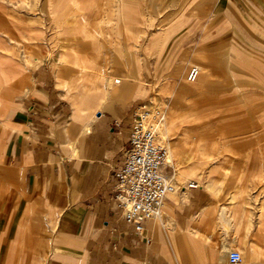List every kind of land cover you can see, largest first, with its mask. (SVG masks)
Listing matches in <instances>:
<instances>
[{
  "label": "rangeland",
  "instance_id": "rangeland-1",
  "mask_svg": "<svg viewBox=\"0 0 264 264\" xmlns=\"http://www.w3.org/2000/svg\"><path fill=\"white\" fill-rule=\"evenodd\" d=\"M86 1L89 7L74 10L68 14V22L62 23L53 0H0V20L16 34L10 37L4 27L0 28V89L23 81V88L13 91V102L19 103L13 119L21 122L6 125L0 119V130L24 127L27 103L40 86L35 76L41 66L52 72L67 107L63 123L71 122L79 90L64 82L65 72L57 75L67 64L62 52L89 43L78 35L80 14L91 23L95 13L102 17L107 10L106 0ZM125 3H132L137 13L130 19L115 15L114 22L105 25V68L98 78L99 86L86 96L82 93L75 112L76 128L73 132L64 130L65 134L72 138L97 110L119 101L110 96V90L124 80L133 86L129 99L157 105L164 116L170 105L192 103L198 116L178 121L160 134L167 149L169 142L178 143L179 154L164 168L176 185L173 199L182 188L186 193L189 183L204 187L212 198L209 211L226 215L224 227L230 244L240 251L243 262H263L264 232L257 230V223L264 220V0L113 2L117 10ZM17 25L27 32V38L20 37ZM126 26L138 33L137 40L129 36ZM163 29L168 32L163 36L165 41L152 47L150 37ZM192 65L198 66L199 74L188 80L186 74ZM186 131L191 140L188 146L182 142ZM206 155L210 157L204 161ZM192 163L199 164L193 174L189 171ZM240 186L245 187L246 201L229 208L230 196ZM167 201L168 195L160 213L147 221L172 215ZM173 226L167 217V237L161 240L174 249L177 242L190 246V230L177 236Z\"/></svg>",
  "mask_w": 264,
  "mask_h": 264
},
{
  "label": "crops",
  "instance_id": "crops-1",
  "mask_svg": "<svg viewBox=\"0 0 264 264\" xmlns=\"http://www.w3.org/2000/svg\"><path fill=\"white\" fill-rule=\"evenodd\" d=\"M53 2L62 23L68 22V14L74 10L89 7L86 0ZM113 2L106 0L104 16L95 13L91 23L85 14H80L78 35L89 43H79L62 52L67 64L57 70V75L65 72L64 82L79 90L73 100L75 111L70 115L71 122L63 123L67 107L56 89L52 72L41 66L35 76L40 86L27 103L24 127L0 130V264H264V261H228V252L238 249L230 244L224 227L227 217L209 211L212 198L199 185L189 187L186 193L182 188L178 198L173 199L175 185L166 204L172 215L146 220L141 234L121 216L114 201L115 174L122 163L139 105L136 99H129L133 96L129 81L118 82L110 90V96L122 102H112L97 110L94 118L72 138L65 134L64 130L73 132L76 128L75 112L82 93L86 96L99 86L98 78L105 68L102 62L106 47L103 37L108 33L105 25H111L115 15L130 19L137 13L132 3L117 10ZM2 23L0 20V28H5ZM17 27L20 37L27 38V32ZM126 28L129 36L137 40L138 33ZM6 32L10 37L16 35L8 29ZM167 35L166 29L156 31L150 37V45L164 42ZM1 49L0 45V57ZM21 88L23 81L19 79L7 89H0V119L6 125L21 122L13 119L15 106L19 105L13 102V91ZM196 116L192 103L184 107L170 105L161 134L176 122ZM182 142L191 145L187 131ZM168 146L170 164L179 149L177 142H169ZM203 148L200 145L204 154ZM209 157L206 155L204 161ZM198 168L199 164L192 163L189 171L193 174ZM209 179L211 182L212 176ZM244 193L245 187H238L227 206L241 205L246 201ZM167 217L177 236L180 231L190 230L187 234L190 246L177 242L174 249L161 240L167 237ZM257 230L264 232L263 219L258 221Z\"/></svg>",
  "mask_w": 264,
  "mask_h": 264
},
{
  "label": "built area",
  "instance_id": "built-area-1",
  "mask_svg": "<svg viewBox=\"0 0 264 264\" xmlns=\"http://www.w3.org/2000/svg\"><path fill=\"white\" fill-rule=\"evenodd\" d=\"M198 74V66L192 65L186 77L194 80ZM163 118V111L157 105L140 103L137 106L128 145L115 174L116 207L138 234L144 231L148 218L160 213L168 192L175 189L164 169L168 163V149L159 129ZM195 185L189 183V187ZM228 261L240 263L241 253L236 249L230 250Z\"/></svg>",
  "mask_w": 264,
  "mask_h": 264
},
{
  "label": "bare ground",
  "instance_id": "bare-ground-1",
  "mask_svg": "<svg viewBox=\"0 0 264 264\" xmlns=\"http://www.w3.org/2000/svg\"><path fill=\"white\" fill-rule=\"evenodd\" d=\"M163 123H164V121H162V122L159 124L160 133H162ZM168 156H169V152H168V155H167V161H169ZM172 191H174V190H172ZM172 191L168 192V194L171 193ZM168 194H167V195H168Z\"/></svg>",
  "mask_w": 264,
  "mask_h": 264
}]
</instances>
